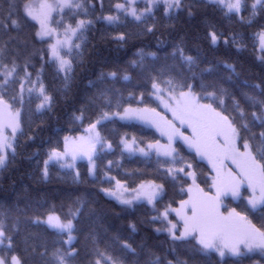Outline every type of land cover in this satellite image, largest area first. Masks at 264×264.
Masks as SVG:
<instances>
[{"label": "snow or ice", "instance_id": "snow-or-ice-1", "mask_svg": "<svg viewBox=\"0 0 264 264\" xmlns=\"http://www.w3.org/2000/svg\"><path fill=\"white\" fill-rule=\"evenodd\" d=\"M202 8L219 20L212 22L204 13L203 28L182 35L168 52L157 32L174 29L181 16L196 18ZM223 21L258 29L252 48L264 68V0H113L108 7L104 0H5L0 7V171L15 162L22 139L35 141L47 124L44 117L54 115L62 98L68 122L80 134L64 135L62 148L60 141H49L42 179H49L55 162L75 170L74 182L80 183L76 165L86 160L94 185L119 207L112 216L128 221V234L112 227L108 213L85 197L32 216L20 209L15 218L11 210L0 211V264H244L257 254L264 264V77L249 83L241 80L244 70L237 64L206 59L221 46L237 53L248 47V38L225 30ZM98 23L107 29L101 38L118 49L134 35L157 37L163 56L138 47L127 62L142 80L138 93L125 97L115 88L121 80L131 81L127 69L101 66L73 94L86 34ZM129 25L138 31H127ZM49 68L51 84L45 82ZM33 117L39 118L35 130ZM129 124L155 134H121L116 127ZM117 153L120 159L108 158ZM124 159L143 162L152 178L143 179L140 168L124 179L111 175ZM141 209L145 216L139 223L151 227L157 239L164 235L167 254L157 253L151 237L137 240V222L130 217ZM20 215L54 236L29 233L27 257L18 243ZM77 234L84 235L83 251Z\"/></svg>", "mask_w": 264, "mask_h": 264}, {"label": "trees", "instance_id": "trees-1", "mask_svg": "<svg viewBox=\"0 0 264 264\" xmlns=\"http://www.w3.org/2000/svg\"><path fill=\"white\" fill-rule=\"evenodd\" d=\"M5 0H0V7L4 6ZM113 0H104L105 7H108ZM207 13V18L216 22L219 20L218 16L212 12L210 8L201 9V14L194 19H189L187 16H181L179 20L175 21V28L162 27L157 32V37L166 42L165 46L168 52H171V44L177 42L182 35L191 34L198 28L202 29L203 14ZM225 30H234L244 34L247 39V49L237 53L235 49L226 50L221 46L217 51H208L206 59L208 61H227L229 63L237 64L238 70L243 68L241 80H248L249 83H260L261 78L264 77V68L261 67L256 56L259 52H253L252 48V34L257 31V28H245L238 22L223 21ZM31 31V30H29ZM107 29L97 24L93 30L86 34L87 46L85 48L83 65L77 68L76 79L73 84V94L81 92L88 82V79H94L93 73L98 71L101 66L106 70L108 68L127 69L128 74L132 77L131 81H119L115 84V88L120 89L125 97L130 91L137 92L142 85V80L137 74V70L128 67V61L132 58L133 53L138 47H145L149 51L157 50V37H143L133 36L129 40L128 45L124 49H118L110 40L101 38L102 33ZM127 31L136 33L138 29L134 25H129ZM39 46V45H37ZM191 50V45H189ZM194 52V50H192ZM158 55L163 56V49L158 51ZM204 66V65H202ZM39 67V64H37ZM53 69H46L45 82L51 84ZM219 72L223 76L228 73L222 67ZM47 124L43 131L36 132V139L34 142L25 144L21 140V147L18 149L19 155L15 162H13L7 170L0 171V211L11 210L13 218L18 214L17 209L24 210L27 216H32L35 213L42 212L48 206L55 204L58 208L61 203H71L78 197H85L94 201V206L98 209L104 210L108 213V223L112 227L121 231L123 235H127L128 221L117 220L112 216L113 212H118L119 207L114 201H109L98 190V185H94L91 177L87 173V162L80 161L76 168L80 172V183L74 182L75 170L62 169L59 164L52 162L49 165L50 177L47 181L42 179L41 170L43 168V160L47 158V151L49 141L55 144L60 141L62 148V139L64 135H78L80 130L73 131L78 128L77 125H72L68 122V108L60 98L57 107L54 109V115L51 117H44ZM39 118L33 117L31 127L33 130L37 128ZM25 127L27 128V120ZM119 132L129 133V135H136L138 137L144 136L151 138L155 133L152 129L142 128L139 124H129L124 127L116 126ZM59 129V131H57ZM31 134V133H30ZM114 142L118 141V136L113 137ZM109 159H120L118 153L115 156H109ZM122 168H113L111 175L117 176L119 179H124L125 174L131 172L133 169H144L145 175L143 179L152 178V169L145 166V164L138 160L124 159L121 161ZM132 183L133 179L129 178ZM135 182H139L138 179ZM234 206V205H233ZM145 216V210L141 209L134 216L130 217L137 222L139 232L136 234L137 240L151 237L149 243L156 245V251L159 255L167 254L168 245L165 243L164 235L158 239L155 234L151 232V227L146 224H141L139 221ZM255 222V221H254ZM20 236L18 243L20 245L21 255L27 257L24 251L26 245L24 239L29 233H39L41 237L49 240L54 236L45 226L37 227L26 219L25 215H20ZM66 238V237H65ZM31 242V241H30ZM39 239L35 243L39 244ZM85 239L83 234H77V247L83 251ZM183 252V250H181ZM181 259L186 258L185 255L180 256ZM169 259H172L169 256ZM262 258L257 254L251 261L245 260L244 264H261ZM203 264V261H202Z\"/></svg>", "mask_w": 264, "mask_h": 264}, {"label": "rangeland", "instance_id": "rangeland-1", "mask_svg": "<svg viewBox=\"0 0 264 264\" xmlns=\"http://www.w3.org/2000/svg\"><path fill=\"white\" fill-rule=\"evenodd\" d=\"M79 135V134H78ZM86 161V160H85ZM77 166V165H76Z\"/></svg>", "mask_w": 264, "mask_h": 264}]
</instances>
